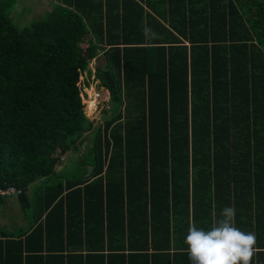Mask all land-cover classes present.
Returning a JSON list of instances; mask_svg holds the SVG:
<instances>
[{
	"label": "trees",
	"instance_id": "16d2710c",
	"mask_svg": "<svg viewBox=\"0 0 264 264\" xmlns=\"http://www.w3.org/2000/svg\"><path fill=\"white\" fill-rule=\"evenodd\" d=\"M53 1L18 27L0 0V188L54 180L0 264H190V204L208 229L231 203L264 264V0ZM99 52L122 109L94 131L89 176L65 182L61 152L93 127L77 79Z\"/></svg>",
	"mask_w": 264,
	"mask_h": 264
},
{
	"label": "rangeland",
	"instance_id": "374dc122",
	"mask_svg": "<svg viewBox=\"0 0 264 264\" xmlns=\"http://www.w3.org/2000/svg\"><path fill=\"white\" fill-rule=\"evenodd\" d=\"M53 0H16V4L13 8V13L10 15L12 22L18 26H27L30 25L33 21L41 18L45 12L51 9L54 5ZM87 46L86 42L82 43V48L84 49ZM104 64V57L101 52L95 57L92 58L88 63V68L91 70V75L89 76L85 71L82 72L77 79V84L80 85L81 91L80 95L86 94L87 95V107H91L92 112H88L86 110V106L84 108L85 114L88 117L89 120L92 121L93 127L90 131L85 132L83 136L87 137V139H83L82 141L78 142L77 145L79 147L78 153L74 149H70L69 152L66 153V158L64 155H61L60 159L61 161L63 159L66 160V163H70L73 165V159L75 157L85 160L84 162L90 163L92 155L90 154V149L87 148V146L92 144V139L94 135V131H96L98 128L100 129L103 125L105 120L108 118H112L115 114L121 111V107H119L117 104H112L110 95L108 93V90L100 85L99 80L94 78V71L99 66H102ZM89 83V91L90 94L86 90V84ZM92 89L94 94H92ZM100 93V97L98 98L95 93ZM94 95L96 96V99L99 101V104L96 108V103H94ZM82 99V95H81ZM59 153L60 150H57ZM74 153H76L74 155ZM74 157V158H73ZM79 172L84 171L85 167L82 165H79L76 167ZM32 186H36V184L32 183ZM7 201L8 199L5 198ZM16 204V208H18ZM16 210L15 207H11L8 214L6 215L7 222L10 226L14 225L17 220V215L15 214ZM8 226V225H7Z\"/></svg>",
	"mask_w": 264,
	"mask_h": 264
},
{
	"label": "clouds",
	"instance_id": "9594fccd",
	"mask_svg": "<svg viewBox=\"0 0 264 264\" xmlns=\"http://www.w3.org/2000/svg\"><path fill=\"white\" fill-rule=\"evenodd\" d=\"M235 216V208L225 206L208 229L189 224L183 244L190 264H250L257 238L236 227Z\"/></svg>",
	"mask_w": 264,
	"mask_h": 264
},
{
	"label": "crops",
	"instance_id": "0c3cea01",
	"mask_svg": "<svg viewBox=\"0 0 264 264\" xmlns=\"http://www.w3.org/2000/svg\"><path fill=\"white\" fill-rule=\"evenodd\" d=\"M82 140H80V141H82ZM90 146L91 145L87 146V148H89ZM70 149H73V148H69V149L65 150L64 152H61V155H64V157L66 158V153L69 152ZM74 150L77 151V153H78V150H79L78 145H77V148ZM75 154L76 153H74V155ZM72 161L74 162L73 165L70 163L69 164L66 163V160L63 159L55 167V171L59 175V178L61 180H64V181L65 180H73L74 178H78L81 175H83V178H86L89 176L90 172L93 169V167L90 165V163H87V162L85 163L84 159L81 160L77 157H75ZM106 164L107 163L105 162L103 165V169L100 172L101 173L100 175H102V176H104V173L106 172V170H105ZM210 164L213 165V162H211ZM79 165L84 166L85 170L79 172L77 169H75ZM183 172H184V170H183ZM214 172H218V169H216ZM189 174L192 175L191 174V165L189 167ZM181 176H182V174H181ZM201 178H202V175L200 174L198 177V183L199 184L202 183ZM46 180L47 179H44V180L39 179L38 181L34 182L36 184V186H32V184H30L27 187L26 191L24 193L22 192L24 194L25 198L24 197L21 198L19 195L9 196V197H0V239L5 240L7 238H12V239H17L19 241H22L23 245L27 244L25 241V239L27 238V235L37 225L42 223L44 221V218H45V213L42 214L41 216L38 214V208H39L38 204H41V202L43 203L42 199L46 193L45 192V185L46 184H52L54 182V180H51V179H49V181H46ZM45 181H46V183H45ZM188 181L190 183L189 200H191L190 199L191 198V182H192L191 176H190V179H188ZM5 198H7L8 200L6 201ZM16 204H18L17 205L18 208H16ZM213 206H214V202H213ZM231 206L234 207L232 203H231ZM11 207H15V210H16L15 214L17 215L18 221L14 225L10 226L8 223H6L7 222L6 215L8 214ZM188 217H189V221L191 223L192 222V205L191 204L189 206ZM152 221H153V219H152ZM214 221L215 220H213V222ZM76 236H78V235L76 234ZM82 236H85V235L82 234ZM171 239H172L171 249L173 250V248L175 247L174 242H173L174 238L172 237ZM19 259H21L19 256H11V258L9 260L12 262H16ZM46 262H48V261H46Z\"/></svg>",
	"mask_w": 264,
	"mask_h": 264
},
{
	"label": "built area",
	"instance_id": "2783aa9c",
	"mask_svg": "<svg viewBox=\"0 0 264 264\" xmlns=\"http://www.w3.org/2000/svg\"><path fill=\"white\" fill-rule=\"evenodd\" d=\"M96 96L100 97V93L96 92ZM98 97V98H99ZM98 101V100H97ZM99 104V101L96 103V108L97 109V105ZM22 189L18 188L16 186L13 185H8L6 187H1L0 188V197H9V196H15V195H20L22 193Z\"/></svg>",
	"mask_w": 264,
	"mask_h": 264
},
{
	"label": "bare ground",
	"instance_id": "6f19581e",
	"mask_svg": "<svg viewBox=\"0 0 264 264\" xmlns=\"http://www.w3.org/2000/svg\"><path fill=\"white\" fill-rule=\"evenodd\" d=\"M94 89H92V92H93ZM94 94V92L92 93ZM96 94V93H95ZM97 99H96V96L94 95V103H96Z\"/></svg>",
	"mask_w": 264,
	"mask_h": 264
}]
</instances>
